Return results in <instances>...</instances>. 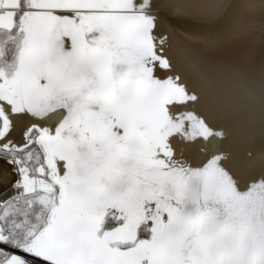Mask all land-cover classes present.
Here are the masks:
<instances>
[{
	"label": "snow or ice",
	"instance_id": "snow-or-ice-1",
	"mask_svg": "<svg viewBox=\"0 0 264 264\" xmlns=\"http://www.w3.org/2000/svg\"><path fill=\"white\" fill-rule=\"evenodd\" d=\"M152 8L0 0V158L19 175L0 244L47 264H264V176L241 188L196 93L156 75L171 64ZM21 113L56 124L16 145ZM173 139L204 147L189 162ZM0 264L33 261L0 248Z\"/></svg>",
	"mask_w": 264,
	"mask_h": 264
},
{
	"label": "bare ground",
	"instance_id": "bare-ground-1",
	"mask_svg": "<svg viewBox=\"0 0 264 264\" xmlns=\"http://www.w3.org/2000/svg\"><path fill=\"white\" fill-rule=\"evenodd\" d=\"M229 1L183 0L193 7H178L172 0L161 8L160 0H153L152 12L159 17L154 31L166 34L164 54L171 64L170 69L157 67L156 75L161 78L179 75L181 82L196 93L198 102H190L187 110L195 111L210 127L225 133L219 142L228 155L225 166L244 188L250 181L264 176V14H254L247 29L234 35L228 43L214 46L182 26L183 22L215 18ZM52 115L53 119L48 121L27 113L10 114L13 128L9 136L14 144L22 145L24 133L33 124L54 127L56 120ZM5 142L0 140V144ZM172 143L176 158L189 162L195 160L204 147L202 143L178 139H173ZM12 169L18 180L17 166L12 164ZM12 179L8 178L0 188V201L14 193L13 186L9 188ZM13 253L33 264H47L42 258L21 251Z\"/></svg>",
	"mask_w": 264,
	"mask_h": 264
},
{
	"label": "water",
	"instance_id": "water-1",
	"mask_svg": "<svg viewBox=\"0 0 264 264\" xmlns=\"http://www.w3.org/2000/svg\"><path fill=\"white\" fill-rule=\"evenodd\" d=\"M254 14H264V0H230L215 18L206 21L183 22L182 26L214 46L228 43L230 39L247 29L252 23ZM10 177L13 179L9 188L16 180V172L12 169V164H6L0 158V188Z\"/></svg>",
	"mask_w": 264,
	"mask_h": 264
},
{
	"label": "rangeland",
	"instance_id": "rangeland-1",
	"mask_svg": "<svg viewBox=\"0 0 264 264\" xmlns=\"http://www.w3.org/2000/svg\"><path fill=\"white\" fill-rule=\"evenodd\" d=\"M2 245H3V244H2ZM2 245H0V248H3L4 250L8 249V250H6V251H9V252L20 251V250H18V249L11 248L10 246L4 245L5 247H3Z\"/></svg>",
	"mask_w": 264,
	"mask_h": 264
}]
</instances>
